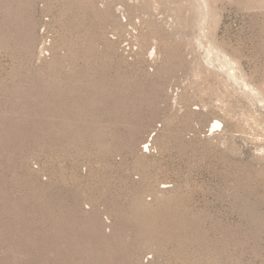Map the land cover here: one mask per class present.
Masks as SVG:
<instances>
[{
  "label": "rangeland",
  "instance_id": "rangeland-1",
  "mask_svg": "<svg viewBox=\"0 0 264 264\" xmlns=\"http://www.w3.org/2000/svg\"><path fill=\"white\" fill-rule=\"evenodd\" d=\"M0 264H264V0H0Z\"/></svg>",
  "mask_w": 264,
  "mask_h": 264
}]
</instances>
